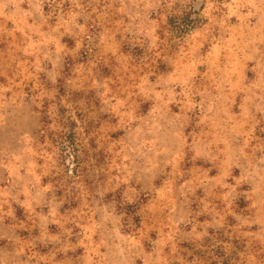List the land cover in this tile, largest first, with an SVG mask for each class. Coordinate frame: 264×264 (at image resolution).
Wrapping results in <instances>:
<instances>
[{"label":"rangeland","instance_id":"rangeland-1","mask_svg":"<svg viewBox=\"0 0 264 264\" xmlns=\"http://www.w3.org/2000/svg\"><path fill=\"white\" fill-rule=\"evenodd\" d=\"M227 256L264 264V0H0V264Z\"/></svg>","mask_w":264,"mask_h":264},{"label":"trees","instance_id":"trees-1","mask_svg":"<svg viewBox=\"0 0 264 264\" xmlns=\"http://www.w3.org/2000/svg\"><path fill=\"white\" fill-rule=\"evenodd\" d=\"M189 21L192 19L189 17ZM183 23H181L180 19H176V17L171 18V26L177 29H181L182 32H184L185 29H190L192 27V24H188V26L185 28L182 26ZM190 27V28H189ZM184 29V30H183ZM69 110L64 107L63 105H60L57 110V122L59 124V127L61 128V141L57 142V144L61 147L62 150L71 149L73 150L72 157L78 158V154L81 150L82 143L80 141V136L78 133V119L74 118L72 115L68 114ZM78 118L80 121H83V117L78 114ZM47 122H50L47 119ZM233 253V251H232ZM231 261L230 257H226V260H224V264H229Z\"/></svg>","mask_w":264,"mask_h":264}]
</instances>
